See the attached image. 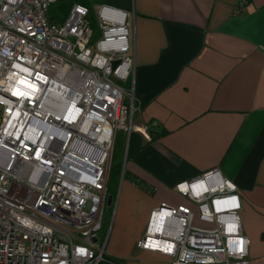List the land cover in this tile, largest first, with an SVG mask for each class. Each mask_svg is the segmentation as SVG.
<instances>
[{"label":"built area","instance_id":"2783aa9c","mask_svg":"<svg viewBox=\"0 0 264 264\" xmlns=\"http://www.w3.org/2000/svg\"><path fill=\"white\" fill-rule=\"evenodd\" d=\"M54 2L0 0V264H125L99 232L115 132L139 109L124 86L131 15L98 6L94 38L88 6L51 22ZM175 190L190 204L152 209L138 248L170 264H250L233 182L214 169Z\"/></svg>","mask_w":264,"mask_h":264},{"label":"crops","instance_id":"0c3cea01","mask_svg":"<svg viewBox=\"0 0 264 264\" xmlns=\"http://www.w3.org/2000/svg\"><path fill=\"white\" fill-rule=\"evenodd\" d=\"M97 4L131 15L135 66L124 86L139 107L126 139L114 140L122 163L115 176L109 168L107 253L125 264H170L136 246L149 213L190 204L175 184L216 169L237 187L250 264H264V0H248L239 14L237 0Z\"/></svg>","mask_w":264,"mask_h":264},{"label":"rangeland","instance_id":"374dc122","mask_svg":"<svg viewBox=\"0 0 264 264\" xmlns=\"http://www.w3.org/2000/svg\"><path fill=\"white\" fill-rule=\"evenodd\" d=\"M76 1H81V0H58L57 2H54L50 5L48 11H47V17L48 19L51 21V22H59L61 21V19L65 16V11H64V6L71 3V2H76ZM85 2H87L89 5H92L91 7L92 8V14L90 15V23H91V26L93 27L94 29V38H98L99 37V31H98V28H97V25H96V21H95V11L97 9V3L99 2V0H83ZM61 18V19H60ZM59 19V20H58ZM126 103L127 102V99L125 100ZM116 133L118 135V137L120 136V134H123L122 136H124V138L126 139V135H125V130L124 129H117L116 132H115V136H114V140H115V137H116ZM113 146H114V143H113ZM111 165L110 166H113V164L119 162L120 164L122 163V157L120 156V152L118 150V146L116 148V151H115V148L112 149V156H111ZM115 167L113 166V169ZM112 209H113V205H111V210H108V209H105V212H104V220H106V223L104 224L102 230L99 232V238L102 237L103 233L106 232V229L108 227V220L110 219V212H112Z\"/></svg>","mask_w":264,"mask_h":264},{"label":"trees","instance_id":"16d2710c","mask_svg":"<svg viewBox=\"0 0 264 264\" xmlns=\"http://www.w3.org/2000/svg\"><path fill=\"white\" fill-rule=\"evenodd\" d=\"M57 1H58V0H56V2H57ZM76 2H79V1H76ZM72 3H74V2H71V3H69V4H67V5L64 6L65 16H64L62 19L60 18L61 21L66 17V15H67V13H68V10H69V8H70V6H71ZM80 3H83V4H85L86 6L89 7L90 15H91V14H92V8L89 6V4H88L87 2H81V1H80ZM90 15H89V18H90ZM58 20H59V19H58ZM111 170H113V173H112L113 176L117 175V168H114V169H113V167L111 166V167H110V171H111Z\"/></svg>","mask_w":264,"mask_h":264},{"label":"water","instance_id":"95a60500","mask_svg":"<svg viewBox=\"0 0 264 264\" xmlns=\"http://www.w3.org/2000/svg\"><path fill=\"white\" fill-rule=\"evenodd\" d=\"M110 199H111V196L109 195L107 203H110Z\"/></svg>","mask_w":264,"mask_h":264}]
</instances>
